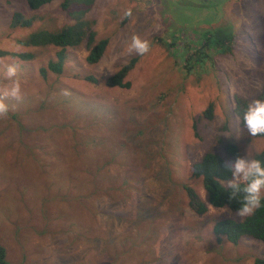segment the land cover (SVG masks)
Returning a JSON list of instances; mask_svg holds the SVG:
<instances>
[{"label": "rangeland", "instance_id": "rangeland-1", "mask_svg": "<svg viewBox=\"0 0 264 264\" xmlns=\"http://www.w3.org/2000/svg\"><path fill=\"white\" fill-rule=\"evenodd\" d=\"M176 1H76L67 15L60 0L39 9L0 0V50L34 55L0 56L18 61L22 90L21 100H6L15 114L0 118L3 264H111L119 252L121 264H252L264 257L262 242L231 244L215 231L222 219L241 220L236 211L198 213L184 188L200 185L206 199L191 166L209 150L225 157L222 141L238 142L239 156L264 148V137L248 135L237 101L264 100V0ZM14 10L37 12L49 30L88 20L108 44L96 64L83 46L68 48L62 72L42 77L38 68L59 48L22 44L43 25L34 18L11 26ZM218 28L233 36L232 50L209 55V70L187 72L185 54L194 51L187 43L201 45ZM133 35L150 42L147 54L128 53ZM135 56L130 87L107 85ZM9 83L0 70V86ZM209 102L212 119L203 115ZM96 165L99 177L81 184L86 197L69 192V168L81 176Z\"/></svg>", "mask_w": 264, "mask_h": 264}, {"label": "trees", "instance_id": "trees-1", "mask_svg": "<svg viewBox=\"0 0 264 264\" xmlns=\"http://www.w3.org/2000/svg\"><path fill=\"white\" fill-rule=\"evenodd\" d=\"M28 5L32 9H39L41 6L50 3L54 0H26ZM87 3L89 6L93 3V0H60L59 6L67 15L71 11V5L77 3ZM30 12H20L14 10L11 18V26H30L34 18L40 21V24L43 25V32L31 33L28 39L20 40L22 44H31L33 46H52L58 47L56 51V58L48 59L47 66H40L38 70L42 73V77L47 75L49 70L59 74L62 72L64 60L70 56L71 52H68L69 49H76L83 46L88 50L86 55V61L91 64H96L99 59L102 57L104 50L108 44V38L102 37L96 39L97 31L92 28L91 23L88 20L81 21L80 19L73 20V23L62 25L59 28L49 30V22H47L44 17L38 15L37 12L34 13L35 16H30ZM83 13H77L76 17L81 18ZM70 19V17H69ZM225 29H215L209 31L201 45H193L192 43H187L189 47H194L192 53L188 52L185 54V60L183 66L187 72H191L196 66L199 67V71L202 72V67H205L207 70L212 66V61L207 63V58L212 53H223L231 51V43L233 42V36L226 35L223 31ZM172 42L164 44L167 49L172 45ZM221 50V51H220ZM15 57L16 54L20 55L21 61L29 60L34 57L32 52H9L7 50H0V56L8 55ZM12 61V63H9ZM138 61V57H132L124 65H122L116 72L112 73L106 78V84L110 86H118L121 88H129L131 83L128 80H125L129 71L135 66ZM17 60L12 59H3L0 58V70L2 72L6 71V67L9 64L17 65ZM20 63V62H19ZM20 66L24 67L23 62L20 63ZM208 72V71H207ZM87 79L89 77H86ZM240 108L238 107V112L241 114V120L243 121L244 112L247 109L249 99L240 97L237 99ZM243 106V107H242ZM214 104L209 102L206 108L203 110V115L208 119L213 118ZM15 113L13 110L9 111V115L13 116ZM11 118V117H9ZM8 118V119H9ZM16 119L15 117H13ZM17 120V119H16ZM30 120L27 119V122ZM31 122V121H30ZM29 122V123H30ZM10 125L11 122H8ZM25 128V127H24ZM259 137H264V135H258ZM251 140V138H249ZM224 150L226 152L227 159H235L240 155L239 152V143L235 140H224L222 141ZM242 155V154H241ZM244 156V155H243ZM252 156L261 160L264 164V148L258 151H255ZM220 155L219 153L209 150L206 151L200 161L193 164L192 172L195 177L202 178V186L206 191V196L208 202L217 206L223 207L227 205L230 209L236 211L240 207V200L242 199L244 193L241 191L233 199H230L229 189L225 188V184L228 180L232 179L231 171L226 167V158ZM73 163L75 159L72 160ZM79 161L82 165V158H79ZM101 169L99 166H95L94 170L90 173L83 172L81 176V169L78 171L76 167L69 168V192H76L77 198L86 197V194L83 192L81 184L87 179H96L100 175ZM243 185H241V188ZM185 191L187 190L189 201H191L192 206L198 213H203L207 210L206 204L203 201H200L196 189H200V185L197 188L184 187ZM215 231L218 234H224L225 239L231 244H237L241 238H252L256 239L264 244V195L261 199V207L258 208L254 214L243 218L241 221H237L232 218L222 219L216 224ZM221 241V238H218ZM120 253V252H119ZM115 254L114 257H111V264H121L115 259L119 257L120 254ZM4 251L0 246V264L5 263L3 260ZM115 261V262H114ZM114 262V263H113ZM252 264H264V257H256Z\"/></svg>", "mask_w": 264, "mask_h": 264}, {"label": "clouds", "instance_id": "clouds-1", "mask_svg": "<svg viewBox=\"0 0 264 264\" xmlns=\"http://www.w3.org/2000/svg\"><path fill=\"white\" fill-rule=\"evenodd\" d=\"M125 15H131V10H127ZM150 47L151 45L148 40L141 38L139 35H133L127 46V51L129 54L135 53L143 56L150 51ZM109 71L111 70L109 69ZM17 73V65H7L5 77L10 81V83L0 86V118H6L9 113L10 107L9 104L6 103L7 99H22L21 83ZM67 94L69 93L65 91V95ZM243 121L250 137L264 135V100L258 98L251 100L244 112ZM201 158L195 162L200 161ZM193 164L191 166V177L200 183L203 180L201 177H195L193 175ZM225 165L232 174V179L228 180L225 184V188L230 190V199L235 198L241 191L244 193L242 199L240 200V207L235 212V216L242 220L243 218L254 214V212L261 207V199L262 195H264V164H262L261 160L248 153L247 150V154L245 156H237L235 159H226ZM241 185H243L242 188ZM198 190L202 191L201 187ZM198 198L200 201L205 202L207 210L210 206L217 207L211 204V202H208L207 196L205 200H201V196L198 194ZM222 212H227L230 215L232 214V210L227 205L222 207ZM220 235L225 238L224 234Z\"/></svg>", "mask_w": 264, "mask_h": 264}, {"label": "flooded vegetation", "instance_id": "flooded-vegetation-1", "mask_svg": "<svg viewBox=\"0 0 264 264\" xmlns=\"http://www.w3.org/2000/svg\"><path fill=\"white\" fill-rule=\"evenodd\" d=\"M194 1H198L200 3L202 0H178V2L176 1V5H178V3L183 4V2H188V4L194 5L192 4ZM196 8H200V6H197Z\"/></svg>", "mask_w": 264, "mask_h": 264}]
</instances>
